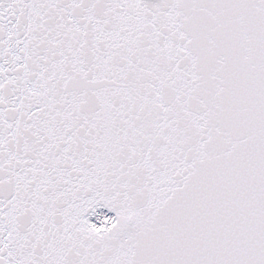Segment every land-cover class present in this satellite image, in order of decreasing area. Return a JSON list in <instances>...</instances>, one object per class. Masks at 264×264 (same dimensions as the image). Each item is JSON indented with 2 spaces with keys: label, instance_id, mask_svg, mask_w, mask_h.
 Returning a JSON list of instances; mask_svg holds the SVG:
<instances>
[{
  "label": "snow or ice",
  "instance_id": "6c2138e0",
  "mask_svg": "<svg viewBox=\"0 0 264 264\" xmlns=\"http://www.w3.org/2000/svg\"><path fill=\"white\" fill-rule=\"evenodd\" d=\"M0 264H264V0H0Z\"/></svg>",
  "mask_w": 264,
  "mask_h": 264
}]
</instances>
